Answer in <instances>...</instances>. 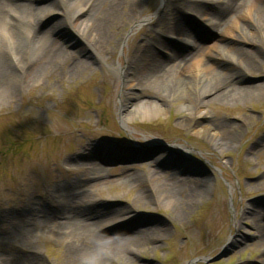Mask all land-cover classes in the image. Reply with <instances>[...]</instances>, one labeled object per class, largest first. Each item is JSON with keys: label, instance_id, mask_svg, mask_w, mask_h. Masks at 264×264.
Returning <instances> with one entry per match:
<instances>
[{"label": "rangeland", "instance_id": "374dc122", "mask_svg": "<svg viewBox=\"0 0 264 264\" xmlns=\"http://www.w3.org/2000/svg\"><path fill=\"white\" fill-rule=\"evenodd\" d=\"M160 2L143 0L138 16H152ZM185 13L191 12L187 9ZM60 18L44 15L34 25L47 31ZM118 31L126 35L127 44L134 39L135 47L147 46L140 27ZM191 33L205 48L216 42L212 31L203 25L194 23ZM50 37L69 53L85 48L66 25ZM117 37L109 42L110 53L104 58L94 52L93 58H87L88 51L78 55L89 63L85 70L69 72L64 67L35 80H5L1 84L0 241L6 251L28 254L35 264H260L264 249L258 236L264 233V88L239 91L233 100L205 104L200 117L191 116L189 101L194 95L188 92L175 89L166 102H159L157 113L147 115L134 114L140 101L150 100L140 96L125 110L128 121L122 124L119 101L123 100L125 80L113 66L118 61L123 64L124 54L116 46ZM168 37L178 44V36ZM226 42L236 41L227 36L221 43ZM254 54L264 62L262 51L254 50ZM1 60L8 61V56L2 54ZM207 64L229 70L225 68L229 63L218 55ZM230 71L237 85L252 88L264 83V70ZM244 120L246 124H242ZM219 121L240 129L233 143L220 151L197 133ZM90 144L103 147L92 150L82 163H95L94 170L102 178L88 184L83 182L86 175L64 168L63 162L88 150ZM253 144L257 148L252 150ZM179 148H185L186 153ZM155 152L162 157L154 159ZM177 157L188 167L184 173L189 182L201 186L198 182L203 179L207 187L199 194L183 189L172 198L133 203L146 190V173L150 169L165 171ZM92 184L99 186L91 189L90 201H99L112 213V223L98 233L119 241L144 234L141 243H133L102 262L89 256L74 258L68 246L75 237L39 227L25 230L23 219L40 225L41 211L61 200L50 198L53 190L57 192L56 186H62L59 193H80ZM256 211L263 215L255 218ZM22 236L27 237L26 243L18 240ZM7 262L17 264L8 258Z\"/></svg>", "mask_w": 264, "mask_h": 264}, {"label": "bare ground", "instance_id": "6f19581e", "mask_svg": "<svg viewBox=\"0 0 264 264\" xmlns=\"http://www.w3.org/2000/svg\"><path fill=\"white\" fill-rule=\"evenodd\" d=\"M142 3L143 0H0V89L5 80H35L41 74H52L64 67L69 72L85 70L89 63L87 59H79L78 55L88 51L87 58H93L92 52L104 58L110 53L108 44L116 35V46L124 54L123 64L118 61L113 66L125 80L121 90L123 100L120 98L119 101L122 124L128 121L125 110L140 96L150 100L140 101L134 114L147 115L157 113L159 102H166L175 89L188 92L194 95L193 101H189L193 109L191 116L200 117L203 115L201 107L205 104L233 100L239 91L247 93L264 88V83L252 88L237 85L235 74L230 71L264 70V62L254 54V50H260L262 57L264 55V0H161L152 16L139 17L137 11ZM187 9L191 13H185ZM44 15H59L61 18L47 31H39L34 22ZM194 23L212 31L210 35L216 37V42L211 47L205 48L193 40L191 27ZM61 25L69 26L85 48L69 53L52 39L51 33ZM124 27L129 31L140 27V31L146 34L147 46L135 47L134 39L127 44L126 35L118 31ZM168 34L178 36V44L167 38ZM227 36L236 42L221 43ZM213 52L229 63L225 66L229 70L207 64V60L215 56ZM2 54L8 56V61L1 60ZM246 123L247 120L242 121V124ZM239 130V126L219 121L203 126L197 133L220 151L233 143ZM93 144L88 145V150L83 149L81 154L63 162L64 168L86 175L83 182L88 184L102 178L94 170L97 167L95 163H82V159L91 157L92 150L103 147ZM256 148L253 144L252 150ZM182 149L181 153L185 154L186 149ZM161 157L162 154L156 153L154 159ZM174 161L165 171L150 169L146 173V190L136 196L133 203L163 196L172 198L183 189L199 194L201 188L207 187L203 179L198 182L201 186L189 182L184 173L188 171L184 160L177 157ZM98 186L92 184L88 191L80 193H59L62 186H56L57 192L53 190L50 198L61 200L56 201L55 207L41 211L40 225L35 220L23 219L25 230L32 232L39 227L75 237L68 246L74 258L89 256L102 262L128 250L133 243H141L144 234L142 238L119 241L98 233L112 223V213L103 209L99 201H90L91 189ZM255 214V218L263 215L259 211ZM258 236L264 244V233ZM84 237L88 239L84 240ZM18 240L21 243L28 241L25 236ZM5 251L0 241V264H8L5 263L7 258L17 264H35L28 254L18 256ZM259 261L264 264V249Z\"/></svg>", "mask_w": 264, "mask_h": 264}]
</instances>
